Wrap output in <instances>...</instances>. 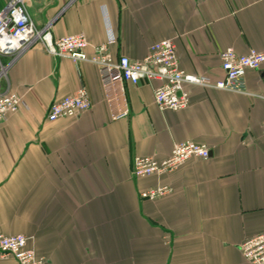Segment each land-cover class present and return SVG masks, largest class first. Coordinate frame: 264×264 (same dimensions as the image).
Here are the masks:
<instances>
[{
  "label": "crops",
  "instance_id": "1",
  "mask_svg": "<svg viewBox=\"0 0 264 264\" xmlns=\"http://www.w3.org/2000/svg\"><path fill=\"white\" fill-rule=\"evenodd\" d=\"M27 11L56 38L84 35L88 55L107 29L115 59L141 60L172 39L179 68L211 81L223 78L225 49L264 51V0H32ZM155 85L115 86L108 102L94 65L39 45L22 53L0 77V93L23 102L0 123V234L25 236L44 264H249L238 247L264 234V66L247 71L244 93L184 85L188 105L176 112L156 107ZM80 87L91 109L47 121L49 106ZM124 104L129 115L111 120ZM185 141L209 158L131 177L133 158L161 161ZM158 187L171 192L140 198Z\"/></svg>",
  "mask_w": 264,
  "mask_h": 264
},
{
  "label": "built area",
  "instance_id": "2",
  "mask_svg": "<svg viewBox=\"0 0 264 264\" xmlns=\"http://www.w3.org/2000/svg\"><path fill=\"white\" fill-rule=\"evenodd\" d=\"M32 0H5L0 10V60L7 58L8 63L0 61V77L6 69L27 49L39 45L47 55L54 58L68 59L73 63L87 62L94 65L99 73L100 83L107 101L114 100L111 90L118 86L123 93L126 85H137L141 81L155 83L153 100L161 111H179L187 107L188 94L184 85H200L220 91L244 93V77L247 71H255L264 66V51L250 50L247 54H238L227 48L219 54L223 78L211 81L205 77L189 75L179 68L176 46L172 39L154 43L141 60L131 61L126 56L117 59L110 54L108 47L114 43V37L107 29V41L90 47L84 35H69L56 38L50 26L38 28L28 14L27 7ZM264 100V97H262ZM91 101L85 87L75 93L53 102L46 119L54 122L62 118H75L91 109ZM23 107V102L8 89L0 93V123L9 113H16ZM129 115L128 106L114 112L111 120H119ZM209 149L204 144L185 141L177 143L170 156L157 161L152 157H135L131 162L130 174L133 179H142L174 172L190 159L209 158ZM169 187H158L140 193V198L154 201L169 194ZM27 238L23 235L4 236L0 234V258L13 257L18 264H44V259L37 257L32 249L27 248ZM242 257L249 264H264V234L245 240L238 247Z\"/></svg>",
  "mask_w": 264,
  "mask_h": 264
}]
</instances>
